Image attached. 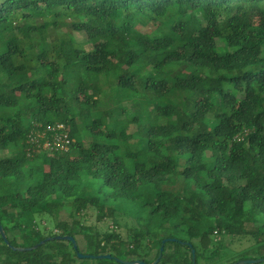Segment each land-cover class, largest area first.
Here are the masks:
<instances>
[{
	"label": "trees",
	"instance_id": "16d2710c",
	"mask_svg": "<svg viewBox=\"0 0 264 264\" xmlns=\"http://www.w3.org/2000/svg\"><path fill=\"white\" fill-rule=\"evenodd\" d=\"M150 100L167 103L148 111ZM0 115V154L16 150L0 156V181L40 177L0 194L10 243L0 234V264H120L79 259L67 241L12 249L55 236L78 243L91 233L89 210L114 226L93 227L96 245L84 254L151 264L174 238L159 264H193L192 249L196 264L264 259V0H0ZM59 124L69 151L40 154L35 134ZM147 185L155 193L142 209L159 224L121 232L109 202L149 198ZM245 241L246 251L222 255Z\"/></svg>",
	"mask_w": 264,
	"mask_h": 264
},
{
	"label": "rangeland",
	"instance_id": "374dc122",
	"mask_svg": "<svg viewBox=\"0 0 264 264\" xmlns=\"http://www.w3.org/2000/svg\"><path fill=\"white\" fill-rule=\"evenodd\" d=\"M38 21H39V23L43 22L42 16L39 17ZM20 27L23 30H25L24 24H21ZM151 29H152V27L149 26L145 30L150 31ZM29 38L30 37H27L26 39L28 40ZM171 72H175L179 75L186 73V71H184L180 68H177V67H173ZM70 89L71 90L73 89V79L72 78H70ZM166 103H167L166 100H150L149 102L146 103L147 105H146L145 109L148 111H152V110H155L158 107V105H165ZM124 106H126L130 112H133L135 110V107H133L132 103L127 102L124 104ZM114 107L115 106L112 105L108 108L111 109ZM95 110H97V108ZM119 116H121V115H119ZM0 117H1V115H0ZM3 117L8 118L9 114L7 116L3 114ZM120 118H121V121H126L125 119H123V117H120ZM172 120L173 119H169V120L165 119L163 121H165V122L169 121L170 122ZM3 123H4V120H0V126ZM116 127L118 130L120 129L119 124H116ZM131 128H134V127L131 126ZM84 135H86V134L83 133L81 138L84 139L83 141H85L87 143L91 142V141H94V142H103L104 141V137L100 134H93V135H90L87 137ZM125 149L126 148H124V150ZM44 153L48 154L49 152L47 150H42L40 154H44ZM14 155H16V150L14 147H12V148L8 149V151L0 154L1 157H10V156L12 157ZM208 155H210V153H208ZM144 159L145 158L143 156H141L139 158V161L143 162ZM37 160H38L37 162L33 161L27 167H30V166L41 167L42 161H40V158ZM212 165H213V161L211 159H208L205 167L211 168ZM26 172H28V170H26ZM39 179H40V177L34 171L32 174H30L29 172H28V174L25 173V176L20 181H17L15 179L1 180L0 181V194H11V193L24 192L31 185L36 184L39 181ZM255 181L258 183H262L261 180H255ZM89 184H90V182H86V183H84L83 186L84 187H90ZM141 193L144 196H148L149 198L143 197L138 202H129L126 200H117V201L112 200L111 202H109V206L115 207V209H116V212H117V213H115L116 219H117V222L119 223V226H120L119 228L121 229V232H123V233H125L127 231L126 226H129V227L134 226L137 228H141L142 226H144L148 223H153L154 226L159 224V220L156 217L154 218V220H152V222H150V219H149V216H150L149 215V209H151L150 207H145L148 209L147 211H145V213L143 212V209H142V207L144 206L145 203L153 202V199L150 198L155 193L153 187L151 185L150 186L147 185L141 189ZM42 206H44V204ZM69 214L70 213L62 212L60 215L61 216L60 219L63 221H67L69 223H72V220H71ZM111 219H112L111 217H108L106 219V221L103 222V221H99L96 212H92L91 210H89L86 213V215L83 217V220H82V224L84 225L83 229L86 231H89L91 233H89L88 237H85L82 235L78 236L79 237L78 243L80 245L79 249L83 252L82 254L85 253V251H86L85 248H88V249L91 248L92 250L95 248L96 237H95L94 233H92V232H95L93 230V227L95 228L96 226H98L100 230H104L107 227L112 229L114 224H112L111 221H107V220H111ZM37 221L38 222L41 221L42 223L47 224L46 225V226H48L47 232H51L54 230L55 224L49 216H47V215L38 216ZM261 222L264 223V217L261 219ZM40 226H41V224H40ZM200 231H205V222L201 225ZM181 235H182V237H185V234H181ZM225 242H226L225 243L226 245H229L230 238L227 237L225 239ZM250 246H251V243L249 241H245V242H241V243L237 242L231 248H227L222 253V255H224V254L231 255L234 252H242V251L244 252V250L246 251L248 249V247H250ZM244 255H245V257H248L246 260H248V259L254 260L252 258L256 257L252 253L244 254ZM127 257H129V256H127ZM199 264H206V263L204 261H201V263L199 262Z\"/></svg>",
	"mask_w": 264,
	"mask_h": 264
},
{
	"label": "water",
	"instance_id": "95a60500",
	"mask_svg": "<svg viewBox=\"0 0 264 264\" xmlns=\"http://www.w3.org/2000/svg\"><path fill=\"white\" fill-rule=\"evenodd\" d=\"M0 234H1L2 238L5 240V242L9 245L10 243H9V241L7 239L5 230H4L3 226L1 225V223H0ZM48 241H67V242L72 243L74 250L77 252L78 258L79 259H82V260L83 259H99V260L116 259V261L118 263H120V264H147L145 261H141V260H134V261L121 260V259L112 257V255H110V254L98 255V256H94V255H91V254H82L79 251L77 241L75 240L74 237H71V236H55V237H50V238H47L46 240H43L40 243L34 245L33 247H29V248L12 247V249L14 251H19V252H30V251H33V250L38 249L40 246L46 244ZM177 241L178 240L177 239H174V238H167V239L163 240V245L160 248V255L151 264H159V262H160V260L162 258L163 252H164V245L166 243H169V242H177ZM180 243L187 244V243H184V242H180ZM188 245L190 247H192L191 244H188ZM192 255H193V264H196V251H195V249H192ZM263 261H264V259H262V258L261 259H254V260L248 259V260H240V261L235 262L233 264H258V263H262Z\"/></svg>",
	"mask_w": 264,
	"mask_h": 264
},
{
	"label": "built area",
	"instance_id": "2783aa9c",
	"mask_svg": "<svg viewBox=\"0 0 264 264\" xmlns=\"http://www.w3.org/2000/svg\"><path fill=\"white\" fill-rule=\"evenodd\" d=\"M48 131L49 133L47 134L45 132H37L32 139L33 146L48 152H68L71 138L68 132L65 131V126L59 124L56 127L49 128Z\"/></svg>",
	"mask_w": 264,
	"mask_h": 264
}]
</instances>
